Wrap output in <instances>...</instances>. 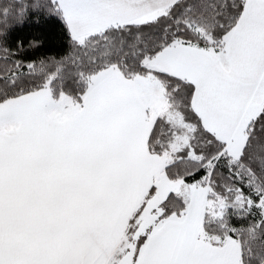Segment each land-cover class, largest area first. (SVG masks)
I'll return each instance as SVG.
<instances>
[{
  "label": "snow or ice",
  "instance_id": "obj_1",
  "mask_svg": "<svg viewBox=\"0 0 264 264\" xmlns=\"http://www.w3.org/2000/svg\"><path fill=\"white\" fill-rule=\"evenodd\" d=\"M0 264H264V0H0Z\"/></svg>",
  "mask_w": 264,
  "mask_h": 264
},
{
  "label": "trees",
  "instance_id": "obj_2",
  "mask_svg": "<svg viewBox=\"0 0 264 264\" xmlns=\"http://www.w3.org/2000/svg\"><path fill=\"white\" fill-rule=\"evenodd\" d=\"M2 2H11V0H2ZM28 4L35 3L36 0H26ZM37 13L30 11L28 17L10 33L8 44L15 48L16 39L23 38L25 44L36 37L43 41L42 46L35 49H27L19 53L18 58L24 60L38 61L40 58L52 56L56 59L68 54L69 42L65 25L58 18L44 17L41 15L39 24L35 23Z\"/></svg>",
  "mask_w": 264,
  "mask_h": 264
}]
</instances>
